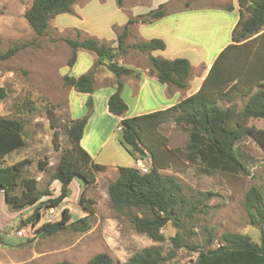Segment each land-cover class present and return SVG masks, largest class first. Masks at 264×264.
Listing matches in <instances>:
<instances>
[{
    "label": "rangeland",
    "instance_id": "374dc122",
    "mask_svg": "<svg viewBox=\"0 0 264 264\" xmlns=\"http://www.w3.org/2000/svg\"><path fill=\"white\" fill-rule=\"evenodd\" d=\"M189 1L192 12L195 11L198 16L200 12L218 11L224 14L217 0ZM31 2L0 0V48L6 50L13 45L20 47L12 57L0 60V86L7 90L6 97L0 101V116L19 118L25 124V145L6 155L3 164L29 159L24 176L35 178L37 189L52 190L56 183L49 181L50 174L62 151L70 146L66 129L71 119L82 117H86L87 121L82 141L93 153L100 150L98 161H117L119 166L135 164L132 155L119 142L117 117L107 111L106 100L100 99L98 95L101 96L103 90L105 93L112 90L111 85H98L107 83L108 79L115 82L114 75L104 66L94 67L97 77L95 86L98 87L93 91V99L65 86L62 80L64 74L78 76L91 69L96 60L94 53L80 49L76 62L68 67L66 62L70 48L65 38L94 36L99 42L115 46L116 33L127 18L156 8V0H122L121 7L117 6L115 0H75L71 12L51 18L42 35H36L24 18V11ZM199 18L196 17V20ZM210 19L214 22L210 23ZM219 20L221 18L216 13L211 15L209 21L202 19L197 22L196 28L192 30H187L185 24L183 29L189 40L207 45L209 41L218 42L222 38L218 31L216 38L212 37L215 33L213 30L220 24ZM133 26L130 27L126 45L142 40ZM141 34L145 40L149 39L147 34ZM206 47V61H210L217 45L213 43ZM119 61L141 69L148 67L146 54L131 48L119 56ZM122 97L128 106L125 112L128 115H136L137 111L158 105L146 84L137 105L136 96L129 94L127 89ZM246 99L247 96L237 98L238 109L243 107ZM248 124L264 129V118L250 119ZM110 132L107 143L99 149L100 143ZM158 134L165 136L166 146L177 153L175 168L180 169L178 171L169 167L161 170V173L174 175L186 197L184 209L178 213V227L168 221L162 228L163 241H153L136 232L132 224L111 207L106 189L117 174L112 167H108L105 171L95 172V183L84 189V196L93 200L94 208V214L88 216L89 227L85 231L76 230L70 225L52 235H44L38 230L43 222L60 219L63 208L71 213L70 221L86 214L78 203L83 189V181L78 179L71 181L70 194L60 205L39 207L40 220L35 224L28 218L37 204L20 210L0 204V234L11 244L0 246V264H56L62 260L86 264L89 258L99 252L108 253L114 264H125L135 251L147 246L157 245L162 254H167L172 249L170 238L176 233L183 245L161 264H192L197 257L195 247L204 245L210 235L218 238L223 232H237L259 241V227L249 221L244 208V196L249 186L254 184L261 189L264 197V148L253 137L245 135L236 143V148L250 174H206L200 170L199 164H187L184 147L188 134L183 126L169 120L160 125ZM39 161L44 163L43 168L39 167ZM207 191L215 195L205 199L202 193ZM54 193L52 191V196ZM46 198L43 196L42 200ZM191 201L199 203L190 218L185 215V211ZM200 208L202 211H199ZM18 230H21V235H18ZM215 244L216 240L212 246Z\"/></svg>",
    "mask_w": 264,
    "mask_h": 264
},
{
    "label": "trees",
    "instance_id": "16d2710c",
    "mask_svg": "<svg viewBox=\"0 0 264 264\" xmlns=\"http://www.w3.org/2000/svg\"><path fill=\"white\" fill-rule=\"evenodd\" d=\"M121 7L122 0H115ZM75 0H32L24 11V18L36 35L46 31L49 20L60 13H69ZM189 6L188 1L183 2ZM239 17L232 29V42L226 45L214 59L200 88L176 104L147 113L125 116L128 108L121 95L123 76H138L139 71L119 61V56L131 48L146 54L149 71L159 83L178 88L186 85L190 62L184 57L172 59L154 56V50L165 48L161 38L153 37L126 45L130 27L135 23L149 24L165 16L166 3L145 13L130 16L116 33V45H106L94 36L82 39L65 38L70 48L66 65L72 67L77 51L85 49L96 55L93 67L78 76L64 74L63 84L80 93L94 90V67L104 66L116 78L114 91L107 99L108 111L120 117V144L130 155L146 159L147 172L136 166H118L117 176L107 185V196L113 209L122 214L138 233L153 241L164 240L162 228L168 221L179 225L178 213L183 211L186 197L182 186L174 175H163L161 170L173 167L177 153L166 146L167 138L159 136L160 125L169 120L183 126L188 134L184 147L187 164H199L203 173L245 174L250 171L237 151L236 143L245 135L253 137L264 148V129L248 124L250 119L264 118V0H238ZM20 47L13 45L6 50L0 48V60L12 57ZM7 95L0 86V101ZM247 96L242 108L238 109L237 98ZM90 102L91 99L89 98ZM33 109L32 106H28ZM86 117L71 119L66 129L70 146L62 151L50 174L49 181H57L58 192L37 189V180L24 176L29 159L23 158L11 164H3L9 153L25 145L24 121L14 117L0 116V191L9 209L20 210L37 204L28 218L32 224L40 220L39 207H56L70 194L69 184L73 179L83 181L78 203L86 214L70 221L67 208L61 210L60 219L43 222L38 230L52 235L70 225L85 231L89 227L88 216L94 214L93 200L84 196V189L95 183V172L105 165L93 161L90 154L80 145ZM53 127V126H52ZM177 151V150H176ZM39 167L44 163L39 161ZM176 169V168H175ZM180 171V169H176ZM205 199L215 195L212 191L202 193ZM43 196H47L42 200ZM198 201H191L185 215L192 217ZM244 208L249 221L259 227V241L237 232H223L218 238L210 235L204 245L195 247L197 257L192 264H264V197L261 189L252 184L245 192ZM199 211H202L201 208ZM172 249L162 254L157 245L135 251L125 264H161L175 249L181 247V237L176 233L171 238ZM216 244L212 246L213 241ZM10 246L0 234V246ZM56 264H73L62 260ZM86 264H114L106 252H99L89 258Z\"/></svg>",
    "mask_w": 264,
    "mask_h": 264
},
{
    "label": "crops",
    "instance_id": "0c3cea01",
    "mask_svg": "<svg viewBox=\"0 0 264 264\" xmlns=\"http://www.w3.org/2000/svg\"><path fill=\"white\" fill-rule=\"evenodd\" d=\"M184 1L189 2L188 7L183 6ZM217 1H218L217 4L221 6L224 14L218 11L217 12H200L199 14L201 18L200 19L198 14L195 13V11L192 12L191 7H190L191 1L189 0H156L155 2L156 7L160 3H164V2L166 3L167 9H168L167 14L159 19L154 20L152 23H149V24H143V23L134 24L133 27L136 31H138L139 36L142 40H145V37L141 34V32L144 34H147L149 36L147 38L149 39L153 37H157V38H161L165 42V48L152 51L151 52L152 55L163 57V58H168V59H172L175 57H184L188 59V61L190 62V70H189V74L186 80V85L181 88H178V87H175L169 84L159 83L155 74L149 71V67H146L145 69H141L139 67H135L132 65L140 73L138 76L131 75V76H126L123 79H121L123 82L121 95L123 94L124 90L127 89L129 94H131L132 96H136L135 105H137V102L141 101L139 97L141 96L142 91L144 90V85L146 84L149 86L150 93L156 97L157 102H158V105H153L152 107H149L142 111H137L135 113L136 115L151 112V111L158 110V109L168 108L176 104L183 98L196 92L200 88L214 59L217 57L219 52L226 45L232 42L231 32L239 17L238 0H217ZM188 11H190V13H188ZM216 13H218L221 20H219L220 24L218 25V27L215 30H213L215 33L212 37L216 38L217 33H219L221 34L222 38L218 42H213V41L207 42V45L211 46L214 43V45L216 44L217 47H216V50L211 60L206 61V54L208 52V49L206 47L207 45H205L204 43H201L200 41L194 42V41L189 40L188 39L189 37H187L183 29V26L185 24L187 26V30H192L193 28H196L197 22L202 21V19L203 20L206 19L207 21H209V18L211 17V15H214ZM196 17H198L199 19L196 20ZM212 22L214 21L210 19V23ZM113 79L116 80L115 76ZM96 80H97V77L95 75L94 89L95 87H98V86H104V85L112 86V90L109 89L110 92L106 91L105 93L103 90L102 91L103 94L101 96L100 94H98L100 99L102 98L106 100V107H107V99L109 95L114 91V80L111 82V80L106 79L107 83H103L101 85L95 86ZM83 94L88 95V97H90L91 99H93L95 95L93 92L83 93ZM125 116L127 117V116H132V115L125 114ZM120 120L121 118L117 117V121L119 122ZM117 127L118 129H120V125H117ZM84 135H85V131L83 132L82 138L84 137ZM109 136H111V132L100 143L99 149H101L102 146H104V144L107 143L106 141L108 140L107 138H109ZM82 138L80 140L81 146L90 154L93 161L96 163L105 165L106 169L108 167H112L114 171H116V174H117V167L119 166L117 161H111V160H108V161L103 160V162L98 161L97 158L100 155L99 153L100 150H98L96 154L95 152L93 153L92 149H90L88 145L84 144V142L82 141L83 140ZM104 162H110V163H104ZM131 166H135V164ZM115 178L116 177H114V179ZM53 182L56 184L52 187V191L53 192L55 191L54 194H56L59 190V184L57 181H53ZM3 201H4L3 192L0 191V202H1L0 204L2 206L5 204V202Z\"/></svg>",
    "mask_w": 264,
    "mask_h": 264
},
{
    "label": "built area",
    "instance_id": "2783aa9c",
    "mask_svg": "<svg viewBox=\"0 0 264 264\" xmlns=\"http://www.w3.org/2000/svg\"><path fill=\"white\" fill-rule=\"evenodd\" d=\"M135 166L141 171V172H147V170L149 169V164L146 161V159H137L135 161ZM18 235H21V230H18Z\"/></svg>",
    "mask_w": 264,
    "mask_h": 264
}]
</instances>
